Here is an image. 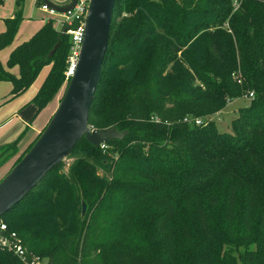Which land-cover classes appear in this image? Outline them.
<instances>
[{"label":"trees","instance_id":"obj_1","mask_svg":"<svg viewBox=\"0 0 264 264\" xmlns=\"http://www.w3.org/2000/svg\"><path fill=\"white\" fill-rule=\"evenodd\" d=\"M23 4L4 20L0 51ZM53 25L0 62L7 101L50 67L36 114L65 84L71 40ZM250 94L219 131L210 117ZM88 125L126 134L99 147L82 138L68 173L56 166L1 217L28 255L46 264H264V0H116ZM27 131L0 145V167L16 156L13 168L41 134L18 154ZM0 264L22 263L0 249Z\"/></svg>","mask_w":264,"mask_h":264},{"label":"water","instance_id":"obj_2","mask_svg":"<svg viewBox=\"0 0 264 264\" xmlns=\"http://www.w3.org/2000/svg\"><path fill=\"white\" fill-rule=\"evenodd\" d=\"M39 1L58 13L66 12L75 3V0H71L68 5L57 6L49 0ZM115 2L91 0L77 66L59 105L29 151L0 181V219L37 187L51 170L69 157L82 138L99 147L126 134L115 128L92 130L88 125L110 39ZM85 212L86 205L82 203L81 217Z\"/></svg>","mask_w":264,"mask_h":264},{"label":"crops","instance_id":"obj_3","mask_svg":"<svg viewBox=\"0 0 264 264\" xmlns=\"http://www.w3.org/2000/svg\"><path fill=\"white\" fill-rule=\"evenodd\" d=\"M49 1L57 6H63L65 1L67 0ZM44 23L45 21L41 18L39 29ZM2 28L5 29L4 20L3 26L1 27L0 25V33L4 31V29ZM17 36L18 32L12 44L4 50L0 51V55L1 53L5 54L3 55V58L5 60L3 59V61H1L0 59L2 65L3 62H7L10 53L15 49V47L21 44V40L17 42ZM47 67L50 68L49 66ZM11 72L17 75L16 68L12 69ZM39 76L40 75H38L36 80L30 85L27 90L9 101L7 100L11 92L12 85L8 82H0V145L8 142L9 140L11 141L18 135L21 130H24L25 128H28V137L30 136L35 138L43 131V129L46 127L47 123L53 116L57 108L55 98L37 114L36 107L32 104V99L37 94L43 80L45 79H41V76L40 78Z\"/></svg>","mask_w":264,"mask_h":264},{"label":"rangeland","instance_id":"obj_4","mask_svg":"<svg viewBox=\"0 0 264 264\" xmlns=\"http://www.w3.org/2000/svg\"><path fill=\"white\" fill-rule=\"evenodd\" d=\"M16 0H2L0 3V25L3 26V20H6L8 18L13 17V15L16 12ZM67 1H65L66 3ZM65 3L63 5H65ZM41 3L39 0H24L23 9H22V16L23 21L20 24L18 36H17V42L22 41L21 43H24L28 41L38 30L39 25L41 24V18L47 22L49 20V15L41 11L40 9ZM4 29V28H2ZM37 29V30H36ZM3 55L4 53H1L0 59L3 61ZM5 60V59H4ZM3 66L6 67V63L3 62ZM49 68L46 66L44 67L39 75L41 76V79L45 78L48 74ZM39 76V78H40ZM67 84H63L61 90L55 97L57 106L59 105V102L64 94L65 88ZM250 96L244 95L242 98L238 100H234L230 102L223 111H221L218 114H214L210 117L211 120L215 121L217 128L221 132H228L231 128V121L236 117L237 112L240 108H245L250 103ZM201 122H205V120L201 119ZM21 130L18 135L22 132ZM17 135V136H18ZM14 137L11 141L9 140L6 143L14 141L16 138ZM25 139V142H24ZM34 138L28 137V133L25 135V137L22 139V141L19 144V153L23 152L29 144L32 142ZM4 144V143H3ZM2 145V144H1ZM18 156V155H17ZM16 158V156H15ZM15 158L10 159L8 162L4 163L0 167V181L10 172L12 168V164L15 161ZM75 157H67L59 166L57 169L61 173H68L70 171L71 165L74 162ZM98 173L103 176L104 173L102 170H98ZM42 264H46V260L42 262Z\"/></svg>","mask_w":264,"mask_h":264},{"label":"built area","instance_id":"obj_5","mask_svg":"<svg viewBox=\"0 0 264 264\" xmlns=\"http://www.w3.org/2000/svg\"><path fill=\"white\" fill-rule=\"evenodd\" d=\"M91 0H75L73 7L66 12L58 13L40 6L41 11L49 15V20L53 21L54 28L66 34L71 40V49L67 61V68L64 72V83L67 84L74 75L85 30V19ZM71 3L67 0L65 5ZM63 5V6H65ZM252 97V94L249 95ZM187 121V120H184ZM201 120H195L196 125H200ZM0 249L11 252L22 264H42L44 260L39 257L28 255L21 240L15 233H9L6 223L0 219Z\"/></svg>","mask_w":264,"mask_h":264}]
</instances>
